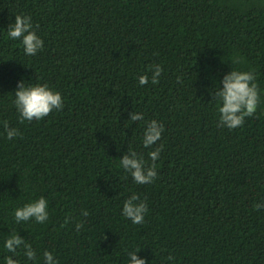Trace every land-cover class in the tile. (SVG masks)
Here are the masks:
<instances>
[{
	"label": "trees",
	"instance_id": "16d2710c",
	"mask_svg": "<svg viewBox=\"0 0 264 264\" xmlns=\"http://www.w3.org/2000/svg\"><path fill=\"white\" fill-rule=\"evenodd\" d=\"M21 14L44 40L34 56L8 37ZM151 65L164 69L159 83L142 86ZM232 70H254L261 91L236 129L217 126L213 96ZM22 80L61 92L63 109L21 123ZM133 112L144 119L133 122ZM153 119L164 132L145 148ZM3 121L20 135L9 140ZM160 146L153 183L137 184L120 166L129 149L150 164ZM133 193L148 205L139 225L122 213ZM41 196L49 219L17 223L15 209ZM258 203L264 0H0V264L13 255L4 247L12 234L37 253L30 261L18 249L21 264H44L45 250L59 264H129L136 249L146 264H264Z\"/></svg>",
	"mask_w": 264,
	"mask_h": 264
},
{
	"label": "clouds",
	"instance_id": "9594fccd",
	"mask_svg": "<svg viewBox=\"0 0 264 264\" xmlns=\"http://www.w3.org/2000/svg\"><path fill=\"white\" fill-rule=\"evenodd\" d=\"M39 25H33L30 15H16L15 22L8 26V37L12 40H18L23 46L26 55L34 56L44 47V40L38 35ZM239 63V61H235ZM164 71L161 65H151L148 72L139 76V84L146 85L149 79L153 84H158L161 73ZM180 77H177L178 82ZM222 87L213 93L214 99L218 101V127H227L236 129L241 127L246 118L255 115L257 108L261 103V91L257 83V77L254 70L238 71L232 70L227 73L222 80ZM15 93L14 104L18 110L21 123L24 121L41 120L49 116L53 110H62L64 99L62 93L54 90L47 83L27 84L20 81ZM144 119L143 113L133 112L130 120L133 122ZM3 127L9 140L20 135L19 130L9 126L8 121H3ZM164 126L159 121L153 119L147 122L143 133V146L151 148L162 138ZM162 146L156 147L148 153L151 160L149 164L142 154L133 149H129L120 158V166L128 173L137 184H150L158 176L156 161L160 157ZM257 210L264 208V203L254 205ZM148 212V205L145 200H141L139 194L133 193L123 204L122 213L124 217L131 220L133 224H142L145 214ZM88 216L87 210L83 212ZM14 219L17 223L34 219L36 223L43 224L49 219L48 201L41 196L39 199L24 204L15 209ZM70 217L65 218V224L69 223ZM83 226L82 222L76 224V230L79 231ZM5 249L12 253L5 257L6 264H21L19 259L14 256L21 255L18 249H23V255L28 260H35L37 253L30 243H27L19 234L10 235L4 244ZM141 249H136L129 253V264H146V258H141L137 253ZM44 264H59L51 251L43 252ZM168 259H174L169 256Z\"/></svg>",
	"mask_w": 264,
	"mask_h": 264
}]
</instances>
